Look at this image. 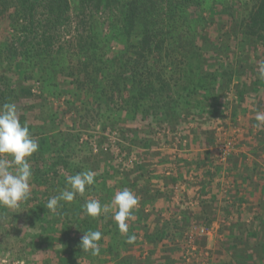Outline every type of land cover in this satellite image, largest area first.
Instances as JSON below:
<instances>
[{
  "label": "trees",
  "instance_id": "16d2710c",
  "mask_svg": "<svg viewBox=\"0 0 264 264\" xmlns=\"http://www.w3.org/2000/svg\"><path fill=\"white\" fill-rule=\"evenodd\" d=\"M228 23L231 31L222 34ZM261 62L264 0H0V105L16 104L21 124L39 145L28 158L29 198L17 208L0 206V235L21 243L16 258L31 264H197L183 260L185 248L176 242L188 221L185 212L157 219L158 202L167 196L156 181L166 180L178 160L169 155L158 170L165 153L152 151L155 142L145 129L164 123L163 130L183 133L181 142L192 132L191 150H197L208 145V127L232 102V118L242 115L250 123L246 135L258 143L259 166L242 153L230 154L213 174L207 154L194 158V166L206 170V186L213 175L229 178L232 187L241 180L240 199L250 203L251 220L241 216L220 235L214 264H264V125L255 119L264 113ZM97 126L100 134L80 144ZM107 130L118 138L116 153ZM247 169H257L256 178ZM88 170L94 184L50 212L46 204L69 187L66 178ZM125 188L139 201L127 235L118 230L111 205ZM227 194L230 205L210 212L213 197L203 199L192 219L210 225L219 215L239 213L238 192ZM92 199L106 209L95 218L82 208ZM20 223L32 230L35 244L18 240ZM89 230L102 233L96 255L79 247ZM128 236L135 240L129 243ZM37 253L43 257L36 260Z\"/></svg>",
  "mask_w": 264,
  "mask_h": 264
},
{
  "label": "rangeland",
  "instance_id": "374dc122",
  "mask_svg": "<svg viewBox=\"0 0 264 264\" xmlns=\"http://www.w3.org/2000/svg\"><path fill=\"white\" fill-rule=\"evenodd\" d=\"M226 17V24H227ZM230 24L226 25L222 29V34L227 31H231L230 27H228ZM220 31V30H217ZM208 32L211 31L208 29ZM37 90V89H36ZM36 92V91H35ZM58 103L53 101V106H56ZM231 104V105H230ZM232 102L229 103V109H225V116L223 119L215 120V124L213 123L212 126L208 127L211 128L210 134L208 135V145H205L201 140V144L198 147L197 150L191 151L193 143H190V138H194V134L191 132L187 134L184 137L186 138L185 141L179 140L183 138V133L179 135H174L173 132L170 130H163L164 123L161 125H152L151 127L148 126L145 130L147 133L151 135L152 139H154L155 145L152 149L154 153H157L159 151L160 154L165 153L164 156V163H161L162 166L158 165L157 169L161 170L163 169V166H167V159L169 158V155L172 157V159L175 157L176 160H178L177 163H173L171 166L169 165L168 173H166L164 176L167 178L165 182L159 186L160 191L162 195L167 196L161 197L160 201V207L158 210V216H154V219H161V222H167V220H173L176 218H171L173 215H176L175 211H184L185 214L188 216V221L182 222L181 225H183L182 228V235L179 237V239H176V242L182 245L184 249V255L183 260L187 262H195L197 264H214V258L216 257V252L219 250L218 246L222 245L220 243V235L222 233L224 234L227 231V227L231 226V223L234 221H238V218L242 216V218L246 219L247 222H249L251 219L250 211L248 208L249 202H246L245 200L242 202L240 198H245V195L243 194V188L244 184H242L241 180L239 183H237V186L232 187V181L230 182L229 178L224 177H218L216 175H213L214 179L212 182L206 186L205 184V171H196V167L194 166V158L195 161H199V154H204V157L207 154V169L212 174L215 171V168L219 166L221 163H226V161L230 158L232 154H244L245 160L247 158L250 159V162L254 160L256 162L257 166H259V161L255 158L254 154V148L258 146V143L254 144L256 141L254 139L250 138L248 135H246V128L250 126V123H245L244 118L242 115H237L235 119L231 116V106ZM142 124H138V128H141ZM211 125V124H210ZM164 126V127H163ZM194 128L193 125H188V129ZM187 129V130H188ZM152 134H151V132ZM108 138L110 139V149L113 150L115 153L118 152L117 148L115 147L118 138H116V133L112 134L107 130ZM245 133V135H244ZM100 134V129L97 126L94 130H89L83 133L81 136L80 144L84 142V140H87V136H98ZM184 134V136H185ZM120 138V137H119ZM204 138V136H203ZM191 139V140H192ZM193 142V141H192ZM220 142H231L232 143V151L231 155L228 156L227 160L224 162H220V160L217 158V146ZM187 144V145H186ZM78 147V146H77ZM80 148V146L78 147ZM150 151V152H152ZM254 151V152H253ZM264 151V150H263ZM126 153H124V156ZM179 155H182V159H185L187 157L190 158V160H186V162H193L190 165H187L185 160L181 161L182 159H179ZM254 155V156H253ZM186 156V157H185ZM123 158V157H122ZM193 159V160H192ZM121 161L123 164H129V159H122ZM166 161V162H165ZM178 165V166H177ZM132 166V165H131ZM153 167V165H152ZM251 168V165H250ZM188 170V171H187ZM249 171V175L252 176L251 178H256L257 169L251 173L252 169H247ZM161 172V171H159ZM158 172V173H159ZM163 176V178H164ZM177 178L176 181L172 180L171 178ZM206 178V177H205ZM256 180V179H254ZM151 186L154 184V180L151 182ZM156 184H158V181H156ZM246 186L248 184V181L245 183ZM204 187V189H203ZM162 188V189H161ZM226 190L230 192V190L237 191L238 192V198L241 200L237 202L239 213H237L236 210H233L228 219H223L221 215H219L218 218L214 222H212L210 225L206 224V219H204L205 223H203L200 219L199 220H193L191 216L195 217L197 214H199V210L201 208L200 201L203 199H210V197H213V205L210 210L218 212L219 208L225 207L226 205H230L231 203H225L226 200L229 199L228 192L226 193ZM230 200V199H229ZM211 201V200H210ZM168 208H170L168 210ZM209 210V208H208ZM209 212V213H210ZM208 214H205V217L207 218ZM180 220V217H177ZM183 220V218H181ZM204 227L209 231V234L207 236H199L196 232V228ZM18 228H20V232L18 233V240H25L23 243L29 244L30 242L34 243V236H32L33 232L32 230H27V225L20 223L18 225ZM27 235L24 238V234ZM33 239V241H32ZM16 245L11 238L6 235H0V264H31L27 260H25L24 257L21 259L16 258L19 251H20V244L17 243ZM141 250V249H140ZM142 251V250H141ZM144 252V250L142 251ZM26 255V253H25ZM27 256V255H26ZM25 256V257H26ZM40 257H43V253L38 254L35 256V259L38 260ZM29 261H31L34 257L28 256Z\"/></svg>",
  "mask_w": 264,
  "mask_h": 264
},
{
  "label": "clouds",
  "instance_id": "9594fccd",
  "mask_svg": "<svg viewBox=\"0 0 264 264\" xmlns=\"http://www.w3.org/2000/svg\"><path fill=\"white\" fill-rule=\"evenodd\" d=\"M257 76L264 81V62L260 63ZM255 119L257 126L264 125V113L257 112ZM38 147V142L31 136L28 126L21 124L16 104L6 102L0 105V206L17 208L21 201L29 198L32 171L28 158ZM94 176L91 170L68 176L66 185L69 187L61 190L59 195L51 197L46 204L47 209L55 213L60 201L72 202L77 194L83 195L86 187L94 184ZM138 203L136 195L127 188L115 193L111 201L115 209L113 219L121 233L127 235V221L132 218V209ZM82 208L85 215L93 218L106 210L96 199L86 201ZM101 238L100 231L89 230L83 233L79 247L96 255L100 250L98 242ZM134 240L135 236H128L129 243Z\"/></svg>",
  "mask_w": 264,
  "mask_h": 264
},
{
  "label": "built area",
  "instance_id": "2783aa9c",
  "mask_svg": "<svg viewBox=\"0 0 264 264\" xmlns=\"http://www.w3.org/2000/svg\"><path fill=\"white\" fill-rule=\"evenodd\" d=\"M232 143L231 142H220L217 146V158L220 162H224L227 160L228 156L232 151ZM196 232L199 236H207L209 231L204 227L196 228Z\"/></svg>",
  "mask_w": 264,
  "mask_h": 264
},
{
  "label": "crops",
  "instance_id": "0c3cea01",
  "mask_svg": "<svg viewBox=\"0 0 264 264\" xmlns=\"http://www.w3.org/2000/svg\"><path fill=\"white\" fill-rule=\"evenodd\" d=\"M191 151H193V150H191ZM199 158H200V157H199ZM249 158H250V157H249ZM249 158L246 159V162H247V163H250V159H249ZM186 159H187V160H190L189 157H187ZM259 164H260V163H259ZM164 178H165V177H164ZM165 179H167V178H165ZM157 181H158L159 185H160V184L162 185V184L165 182V180H164V181H163V180H157ZM166 181H167V180H166ZM160 187H161V186H159V188H160ZM161 189H162V188H161Z\"/></svg>",
  "mask_w": 264,
  "mask_h": 264
}]
</instances>
